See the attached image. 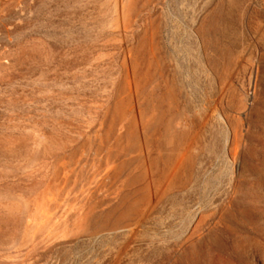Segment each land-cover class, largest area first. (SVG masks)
<instances>
[{"label":"rangeland","instance_id":"1","mask_svg":"<svg viewBox=\"0 0 264 264\" xmlns=\"http://www.w3.org/2000/svg\"><path fill=\"white\" fill-rule=\"evenodd\" d=\"M0 264H264V0H0Z\"/></svg>","mask_w":264,"mask_h":264}]
</instances>
